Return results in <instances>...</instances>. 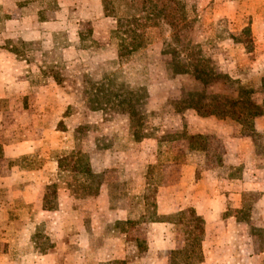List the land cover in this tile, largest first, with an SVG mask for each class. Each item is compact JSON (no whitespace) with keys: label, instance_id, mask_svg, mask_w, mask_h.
<instances>
[{"label":"rangeland","instance_id":"1","mask_svg":"<svg viewBox=\"0 0 264 264\" xmlns=\"http://www.w3.org/2000/svg\"><path fill=\"white\" fill-rule=\"evenodd\" d=\"M112 1L115 15L105 0H0V264L52 252L60 264H181L180 214L201 216L193 204L210 206L228 177H264L259 117L189 108L240 88L263 102L264 0ZM133 16L146 46L121 57L117 21ZM229 139L245 142L240 165L224 164ZM258 184L211 224H259ZM205 222L203 255L213 236L243 235ZM252 232L264 248V228Z\"/></svg>","mask_w":264,"mask_h":264},{"label":"crops","instance_id":"2","mask_svg":"<svg viewBox=\"0 0 264 264\" xmlns=\"http://www.w3.org/2000/svg\"><path fill=\"white\" fill-rule=\"evenodd\" d=\"M260 124H264V116L255 120V125L257 128L261 126ZM227 143L229 146L236 145V148H240L234 149V146H231L232 148L228 147V155L225 158L224 164L232 166L242 164L241 159L236 154L237 150L241 149L245 142L242 140L229 139V142ZM228 180L232 182L231 184H234V187L227 189L228 192H226L225 189H217L216 191L212 190V199L208 201L211 202L210 206H208V204L201 206L197 203L193 204L192 207H194L196 212L203 216L208 222L207 227L209 229H216V227H218V231H220L221 228H227L231 232L233 229L235 230L241 228L243 229V235L235 237H232L231 235H223L218 237H216V235L213 236L211 239V244L207 242L209 249L204 252V260L200 264H264V248L262 247L260 238L255 236L252 232L253 226L259 227L260 225V227L264 228V188H261L264 186V177L261 179L259 177H250L247 173H245L243 176L238 178L228 177ZM255 183H259L258 186H260L259 189L261 192V199L259 200L257 206H255L259 214V224L258 222L240 223L237 222V220L219 221V218H221L220 216L227 211V207L236 210L242 209V200L240 198H242L247 191H252L251 187ZM200 186L204 185L202 184ZM207 192L208 191H206L205 194H208ZM22 196L27 197L29 195L26 193ZM196 196L198 195L195 194L194 199H196ZM25 199L26 203H30L27 198ZM231 200H233V203L229 202ZM214 219L219 220H217L213 225L211 222ZM29 239H31V237ZM5 254V257L8 260L13 258L9 251H7ZM37 260L40 263L42 262V264H60L59 254L57 252L43 255Z\"/></svg>","mask_w":264,"mask_h":264},{"label":"trees","instance_id":"3","mask_svg":"<svg viewBox=\"0 0 264 264\" xmlns=\"http://www.w3.org/2000/svg\"><path fill=\"white\" fill-rule=\"evenodd\" d=\"M134 4V2H133ZM151 0H144V5L146 11H148V6L151 5ZM131 7H133L131 5ZM157 5H153L152 13L147 14V16H159L157 12ZM105 9L109 14L115 15V7L113 6L112 0H105ZM148 19V17L146 18ZM119 25V35L121 39L120 45V56L124 57L130 53L136 52L146 46L145 38V28L146 20L145 18H137L133 16L131 18L119 19L117 21ZM245 31L243 38L249 39V34L247 35ZM200 61V59H199ZM176 71L177 75L189 74L190 70L186 64L176 61ZM197 75L199 78L204 75L210 74L208 70L199 68L196 66ZM201 75V76H200ZM198 97H193L189 100V108L196 110L203 117H223L227 115H237V118H245L250 121H254L257 117L264 115V100L261 104L256 103L249 96V92L246 89L240 88L238 96L234 99L221 100V97L215 96L212 98L211 105L206 108L205 112L201 113V98L202 95H195ZM180 223L187 224V235L189 237V244L187 250L184 252H176L175 255H184V259L181 264H199L204 260V255L201 249V243L205 234L206 222L204 218L198 216L193 210H187L180 214ZM106 264H125L124 262H109Z\"/></svg>","mask_w":264,"mask_h":264}]
</instances>
